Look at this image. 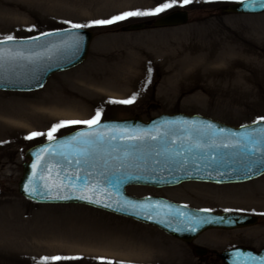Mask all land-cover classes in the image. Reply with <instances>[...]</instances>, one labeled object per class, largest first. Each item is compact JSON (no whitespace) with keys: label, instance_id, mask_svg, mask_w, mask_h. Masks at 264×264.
<instances>
[{"label":"rangeland","instance_id":"374dc122","mask_svg":"<svg viewBox=\"0 0 264 264\" xmlns=\"http://www.w3.org/2000/svg\"><path fill=\"white\" fill-rule=\"evenodd\" d=\"M238 0H204L174 7L157 16L130 17L112 25H91L86 60L54 73L37 90H1L0 113V264H224L216 251L234 246L264 247V174L245 182L187 181L169 187L130 186L136 196L159 195L192 207L257 214V225L212 228L188 244L160 228L80 203H40L19 192L26 151L61 120H85L103 109L102 119L163 112L201 114L242 125L264 118V13H224ZM161 0H0V39L28 38L48 31L109 19L124 11L155 7ZM189 12L188 23L154 27L169 11ZM144 21L141 30L128 25ZM34 26V28H33ZM33 28L32 31L27 29ZM151 69L150 79L149 71ZM132 104L109 100L127 99ZM61 110V111H57ZM86 125H69L56 136ZM98 233L110 249L78 247ZM61 244V245H60ZM209 249L199 256L195 247ZM80 257L44 261L43 257Z\"/></svg>","mask_w":264,"mask_h":264},{"label":"water","instance_id":"95a60500","mask_svg":"<svg viewBox=\"0 0 264 264\" xmlns=\"http://www.w3.org/2000/svg\"><path fill=\"white\" fill-rule=\"evenodd\" d=\"M222 11L234 14H259L264 13V8L259 5L249 8L238 0L224 5ZM188 21L189 12L176 9L157 17L153 21V25L154 27L180 26ZM146 26V22L140 21L130 23L128 29L141 30ZM46 33L54 34L33 36L39 37L37 40L29 39L30 37L16 38L14 41L0 44V49L7 53L5 58L0 61L1 90L30 91L40 89L54 73L76 67L88 57L94 38L92 30L68 27ZM73 34H78L81 37L78 45L74 43ZM206 124H211V129H205ZM258 128H264V120L232 125L205 115L185 112H163L148 120H144L140 114L131 117L102 119L101 125L96 129L83 126L56 136V140H46L30 147L26 151L28 161L23 165L19 192L40 203H80L97 207L154 225L186 242H192L200 234L212 228L236 229L254 226L259 222V217L256 214L215 210L202 212L200 211L202 208L192 207L159 195H133L128 192V187L143 185L160 188L178 185L185 181L233 183L257 178L264 174V169H254L252 173H246L244 171L247 163L246 157L238 149L223 148L219 145L243 143V136ZM91 131L103 133L105 142L85 146L78 143L80 137H77V140L70 139L77 136L78 133ZM132 133L144 135L145 141L126 143L123 137ZM153 135L159 136L161 139L153 141L150 139ZM111 136H116L117 139H109ZM168 140H173L175 143H167ZM133 143L139 144V147H132ZM197 143L201 145L200 148L195 147ZM46 146H50L48 152L40 153V156L44 162L53 166L50 171L44 173V179L38 183L39 185L63 183L65 187L59 194L69 197L68 199H45L41 196H29L24 190L25 184L29 183L34 172L32 164L34 162L37 165L41 164V160H37L34 153ZM85 147L96 154V159H107L111 167L118 168V174H123L126 179L118 186L109 183L104 176L100 175L104 171L102 164H97L94 168L90 166L81 168V166L72 164L65 165L64 169H60L55 164L62 161L63 157L60 155L49 156V153L55 150L57 153L67 154L69 159L75 160L78 151ZM157 150L161 152L160 156H156ZM125 151L129 153L126 159L124 158ZM177 151L182 155L175 159L186 160V167H179L173 162L172 157ZM262 152H264V146H262ZM222 153L228 154L225 156V163L218 164L207 159L210 155L215 156ZM260 154L257 153V156ZM157 160L161 163L157 164ZM35 171L42 170L38 168ZM65 171L70 176L78 173L84 177L86 172H91L93 175L88 177V187L84 186L83 180L76 181L74 179L72 183L75 187H72L68 180L61 181L57 178L58 172L60 176H64ZM93 185L99 191L93 193ZM56 194L54 189L51 195ZM81 196L92 197L100 202L92 203L89 199H81ZM133 203L146 205V207L134 208L131 206ZM105 204H109L111 207H105ZM178 212L185 215L177 217ZM200 217H209L212 222L200 226L189 223V219L195 221ZM169 221L171 224L168 223ZM192 227H195L196 230L191 231ZM206 251L202 247L196 249V253L200 256L204 255ZM217 254L224 264H264V247L255 249L240 245Z\"/></svg>","mask_w":264,"mask_h":264},{"label":"snow or ice","instance_id":"6c2138e0","mask_svg":"<svg viewBox=\"0 0 264 264\" xmlns=\"http://www.w3.org/2000/svg\"><path fill=\"white\" fill-rule=\"evenodd\" d=\"M194 2V0H161L155 7L148 8V9H136L133 11H124L118 15H113L109 19H95L85 24H79V23H72L71 21H65L64 23L71 24L72 29H82L87 28L91 25H112L117 22L126 20L130 17H144V16H157L160 15L174 7H185L187 5H190ZM195 2H199V0H195ZM206 3L214 2V0H204ZM241 3H244L246 7L254 8L256 5H259V7L264 8V0H240ZM34 28V26H33ZM33 28L27 29L28 31H32ZM67 31V30H66ZM54 33H41L42 36L47 35H53ZM74 36V43L78 45L79 40L81 37L78 34H73ZM16 38L13 35H7L4 36L2 39H0V44H5L6 42L14 41ZM29 39L37 40L39 37H30ZM7 53L0 49V61H2ZM149 71V79H150V73L151 69H148ZM136 100V94H133L131 97L127 99H119V100H109L108 103L113 104H132ZM102 114L103 109L97 108L95 110V114L91 116L90 119L85 120H61L58 123H54L51 125V127L48 129L47 132H40V131H33L27 136H25V139L31 140L33 138L37 137H46L48 141L56 140V133L61 129L69 125H86L89 129H96L98 126L102 123ZM261 120H264V118H261ZM211 124H206L205 129H211ZM221 131H223L221 129ZM77 137H80L78 143L85 146H90L93 144H100L105 142V136L103 133L97 132V131H91L87 133H78L77 136L71 137V140H77ZM109 139L116 140V136H111ZM126 143L128 142H143L145 141L146 137L144 135L132 133L128 134L123 137ZM151 140L157 141L160 140L161 137L159 136H151ZM243 143L236 142V143H224L219 145V147L223 148H233L238 149L241 154H243L246 157L247 163L244 167V171L246 173H252L254 169L261 170L264 169V152H262V146H264V128H258L253 129L250 132H247L243 136ZM167 143H175L173 140H168ZM132 147H139V144L133 143L131 145ZM213 146H215L213 144ZM50 146L42 147L38 150L37 153H34L37 160H41V164L37 165L35 162L32 164V169L34 170L33 175L30 177L29 183L25 184L24 190L29 196H41L45 199L52 198V199H68L69 197L60 195L59 193L64 189L65 185L63 183L59 184H44L39 185V181L44 179V173L50 171L51 167L53 166L50 163L44 162L43 158L40 156V153L48 152V148ZM196 148H200L201 145L197 143L195 145ZM257 153H261L259 156H257ZM156 156H160L161 152L159 150L156 151ZM60 155L63 157L62 161L56 162L55 166L64 169L65 165H72L75 164L77 166H81V168L90 166V167H96L97 164H102L104 171L100 173V175L104 176L106 180H108L109 183H112L114 185H119L123 182L126 177L123 174H118V168H112L110 165V162L107 159H96V154L94 152L89 151L88 147L82 148L78 151L77 158L75 160L69 159L67 154L64 153H57L55 150L49 153V156H57ZM129 153L127 151L124 152V158L126 159L128 157ZM182 155L181 152L177 151L174 153L172 160L175 164H177L179 167H186V160L183 159H175V157H180ZM228 155L227 153H222L215 156H208L207 159L212 160L214 163L222 164L225 163V156ZM82 157V159H81ZM157 164L161 163V161L157 160ZM41 169L42 171L37 172L36 169ZM111 168V171L109 169ZM57 178L61 181L68 180L69 185L72 187H75V185L72 183L73 179L76 181L83 180L84 186L88 187V177L92 176L93 173L86 172L84 177H81L78 173L74 176H70L65 171L64 176H60V173L58 172ZM93 187V193L96 191H99L94 185ZM56 190V195H51L53 190ZM47 193V194H46ZM81 199H89L92 203H99V200L93 199L92 197H86L81 196ZM105 207H111L109 204H105ZM132 207H146V205H137L133 203L131 205ZM154 207V206H153ZM186 207V206H185ZM202 212H210L211 209H201ZM225 212H244V209H224ZM177 217L184 216V213H177ZM259 215H264V213H259ZM223 219V218H220ZM212 222L211 218L209 217H200L199 219L192 221L189 219V223H194L196 226H200L204 223H210ZM171 224V221L168 222ZM177 230V229H174ZM196 228L192 227L191 231H195ZM80 259V257H62V256H53V257H43L44 261H60V260H76ZM102 264H113L112 261H104V258H101Z\"/></svg>","mask_w":264,"mask_h":264},{"label":"bare ground","instance_id":"6f19581e","mask_svg":"<svg viewBox=\"0 0 264 264\" xmlns=\"http://www.w3.org/2000/svg\"><path fill=\"white\" fill-rule=\"evenodd\" d=\"M57 111H61L58 110ZM0 115L2 116H8L9 118H15L18 119L17 115L11 114L10 112H1ZM106 242L105 239L98 238V233L95 234H86L85 237H83V239L81 241H76V244L78 247H82V248H88V249H94V250H98L101 248H106V249H110L111 247L109 245H104V243ZM61 245V244H60Z\"/></svg>","mask_w":264,"mask_h":264},{"label":"flooded vegetation","instance_id":"af4514ba","mask_svg":"<svg viewBox=\"0 0 264 264\" xmlns=\"http://www.w3.org/2000/svg\"><path fill=\"white\" fill-rule=\"evenodd\" d=\"M194 241H192V242H186V243H188V244H192ZM198 247H200V246H196L195 247V251H196V249L198 248ZM207 251L205 252V254H207V253H209V249H207V248H205ZM216 254H217V251H216Z\"/></svg>","mask_w":264,"mask_h":264}]
</instances>
